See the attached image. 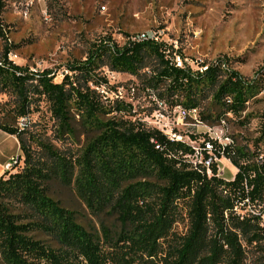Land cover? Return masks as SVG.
Masks as SVG:
<instances>
[{
    "label": "trees",
    "instance_id": "1",
    "mask_svg": "<svg viewBox=\"0 0 264 264\" xmlns=\"http://www.w3.org/2000/svg\"><path fill=\"white\" fill-rule=\"evenodd\" d=\"M6 53L0 91L17 96V118L30 113L32 97H43L59 137L75 138L78 123L89 140L76 157L40 141L37 154L25 138L26 126L0 125L22 152L21 162L0 177V264H246L245 248L253 246L261 254L258 264H264V157L226 145L215 156L236 168L233 179L220 178L216 163L208 176L203 165L189 162L194 154L189 144L124 118L131 115L127 104L102 106L91 88L106 84L98 74L107 68L144 77L155 91L163 86L157 98L170 108L200 109L210 96V107L199 117L212 123L242 115L264 89V68L248 80L218 60L196 75L170 64L160 44L118 46L107 39L92 45L85 60L68 65L54 83L50 71L30 72ZM112 113L123 116L102 119ZM53 181L73 189L94 225H83L76 211L50 195ZM252 206L261 212L240 213ZM180 214L184 234L174 230Z\"/></svg>",
    "mask_w": 264,
    "mask_h": 264
},
{
    "label": "rangeland",
    "instance_id": "2",
    "mask_svg": "<svg viewBox=\"0 0 264 264\" xmlns=\"http://www.w3.org/2000/svg\"><path fill=\"white\" fill-rule=\"evenodd\" d=\"M0 4V62L7 52V60L11 58L15 65L30 72L50 71L54 83L61 82L68 65L85 60L92 45L110 39L124 46L128 37L141 32L160 34V45L183 56L189 66L198 59L207 64L220 60L227 69L248 80L264 68V0H0ZM153 63L151 60V67ZM98 77H103L106 84L91 88L98 93L102 106L108 108L122 101L131 108V115L124 118L132 121L143 123L155 107L153 97L164 91L163 86L157 91L148 90L144 77L107 68H102ZM121 88L123 98L116 99ZM32 102L27 117L19 119L17 96L11 90L0 91V125L19 130L26 126L25 138L37 154H41L37 147L40 141L67 158L76 157L89 140L78 123L73 124L75 138H61L48 102L37 96L32 97ZM210 102L209 96L199 113L210 107ZM112 116L123 115L112 113L102 119ZM177 122L176 133L192 148L200 150L202 142L214 136L217 144L240 148L257 159L264 157V89L248 102L239 117L227 114L212 123L200 120L197 124L190 119ZM21 154L16 138L0 130V171L16 167L12 160ZM198 160L200 157H194L189 162L198 164ZM216 165L220 178L233 179L237 170L229 160L221 158ZM49 192L64 207L76 211L83 225L95 224L73 189L53 181ZM260 209L252 206L240 213L258 215ZM180 216L174 230L184 234L186 221L183 214ZM261 222L263 225L264 215ZM36 237L47 239L43 235ZM245 251L246 264L259 263L257 246L246 247Z\"/></svg>",
    "mask_w": 264,
    "mask_h": 264
},
{
    "label": "built area",
    "instance_id": "3",
    "mask_svg": "<svg viewBox=\"0 0 264 264\" xmlns=\"http://www.w3.org/2000/svg\"><path fill=\"white\" fill-rule=\"evenodd\" d=\"M160 34L155 32H141L139 34H136L135 36H130L126 39V43H141V42H154L157 44H160L159 42ZM164 50V53L166 54L170 64L174 65L176 68L179 69H185L190 71L191 73H194L196 75H202L205 72L208 71V68L210 65H214L217 63L215 61L212 64H207L203 62L202 60H197L193 65L189 66L188 63H190L187 59H184L183 56H181L178 53L171 52L170 49L166 48L165 46L162 47ZM12 64H14V61L10 58L9 60ZM222 62V61H221ZM222 67L226 68L225 63L222 62ZM1 66V62H0ZM150 90V89H148ZM123 98V90L121 88L120 91L117 93L116 99H122ZM120 101V100H119ZM154 103V109L152 110L151 114L149 116H146L144 118V122L142 123L146 128L155 129L159 131L161 134L167 137L170 141H182L181 136L176 133L175 128L179 125L177 121H185V120H193L197 124H200V117H199V109H185L181 106H175L170 108L165 101L159 100L157 97H153L152 99ZM120 103H123L120 101ZM216 138L213 136V138L209 137L206 141L204 140L201 144V149L197 150L195 148H192L194 150L193 156H187L188 159L194 158V157H200V160H198V164H201L205 167L206 173L208 176L210 175V166L212 163H216L219 161V159L215 156V150H220L221 154L224 150V147L227 144L222 143H216ZM214 143L218 145V148L214 146ZM229 145V144H228ZM158 149V147H157ZM204 154H207L208 157L205 158ZM16 160H12V163L14 165H17L18 162H20L19 155ZM224 158V157H222ZM18 160V161H17ZM194 165L196 162H193ZM11 167V164L7 167L9 169Z\"/></svg>",
    "mask_w": 264,
    "mask_h": 264
},
{
    "label": "crops",
    "instance_id": "4",
    "mask_svg": "<svg viewBox=\"0 0 264 264\" xmlns=\"http://www.w3.org/2000/svg\"><path fill=\"white\" fill-rule=\"evenodd\" d=\"M1 173H0V175L3 173V171H0Z\"/></svg>",
    "mask_w": 264,
    "mask_h": 264
}]
</instances>
